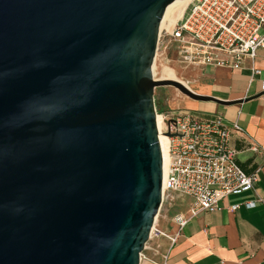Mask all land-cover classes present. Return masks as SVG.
Here are the masks:
<instances>
[{
	"label": "water",
	"instance_id": "1",
	"mask_svg": "<svg viewBox=\"0 0 264 264\" xmlns=\"http://www.w3.org/2000/svg\"><path fill=\"white\" fill-rule=\"evenodd\" d=\"M179 1L0 0V264H139L162 201L154 89L224 102L156 57Z\"/></svg>",
	"mask_w": 264,
	"mask_h": 264
},
{
	"label": "built area",
	"instance_id": "2",
	"mask_svg": "<svg viewBox=\"0 0 264 264\" xmlns=\"http://www.w3.org/2000/svg\"><path fill=\"white\" fill-rule=\"evenodd\" d=\"M165 31L167 43L173 41L176 45L179 63L238 69L244 57L254 59L257 50L264 48V0H189L181 16ZM166 47L163 45V50ZM258 72L252 67V74ZM155 112L156 121L158 115L161 121L160 128L157 124L158 137L162 135L167 140L168 162L164 176L162 171V201L149 239L163 236L172 246L192 217L217 209L230 193L253 189L259 180V169L246 173L237 162L238 151L231 144V135L242 131V127L236 121L228 123L221 115L200 119L183 108ZM249 149L259 148L251 144ZM169 193L191 198L187 213L173 215L176 229L172 231L158 227L160 209ZM254 205L255 201L245 203L246 207ZM238 207L234 204L230 209ZM143 251L139 264L145 258ZM167 256L168 252L160 264H167Z\"/></svg>",
	"mask_w": 264,
	"mask_h": 264
},
{
	"label": "crops",
	"instance_id": "3",
	"mask_svg": "<svg viewBox=\"0 0 264 264\" xmlns=\"http://www.w3.org/2000/svg\"><path fill=\"white\" fill-rule=\"evenodd\" d=\"M183 67L187 72L180 74L181 82L189 89L224 102L177 96L176 106L200 119L221 115L228 123L236 121L242 127L231 135V144L238 151L237 162L246 173L259 169V180L253 189L225 196L217 209L192 217L172 246L163 236H151L142 264H160L166 252L167 264H264V48L257 50L254 59L244 57L238 69ZM252 67L259 72L252 74ZM251 144H256L258 151L250 150ZM248 201H255V205L246 207ZM190 203L186 196L177 212L159 214L158 227L175 230L173 215L187 213ZM234 204L239 207L231 210Z\"/></svg>",
	"mask_w": 264,
	"mask_h": 264
},
{
	"label": "rangeland",
	"instance_id": "4",
	"mask_svg": "<svg viewBox=\"0 0 264 264\" xmlns=\"http://www.w3.org/2000/svg\"><path fill=\"white\" fill-rule=\"evenodd\" d=\"M182 5V4H180ZM176 6L168 19L173 21L181 16L182 7L181 6ZM186 7V5H185ZM184 7V9H185ZM183 9V10H184ZM165 20V21H166ZM164 23V22H163ZM169 27L164 25L162 27V36L160 40V46L158 53L156 57L164 64L168 65V67L173 71L174 75L177 77L179 81L184 80L180 74L186 73V69H184L183 64L178 62L177 55L175 52V43L173 41L168 42L167 35L165 34L166 31ZM167 44V47L165 50H163V45ZM154 68H153V75L155 79H164L163 77L165 76V72L161 69H159L156 65V61H154ZM180 78V79H179ZM177 96H186L183 94L181 91H179L177 88H175L172 85H159L154 89V103L156 110L159 112H168L171 111L172 109L179 108L176 106V98ZM169 196H167V200L164 201L162 204V207L160 209V215L162 216L164 213L166 214H174L177 212L182 206L181 203L186 200V196L181 198V194L179 193H169ZM171 197V198H170ZM170 199V200H168ZM159 219V217H158Z\"/></svg>",
	"mask_w": 264,
	"mask_h": 264
},
{
	"label": "bare ground",
	"instance_id": "5",
	"mask_svg": "<svg viewBox=\"0 0 264 264\" xmlns=\"http://www.w3.org/2000/svg\"><path fill=\"white\" fill-rule=\"evenodd\" d=\"M188 1L189 0H180L178 6L180 4H182L180 6L184 9V7H185V5L187 4ZM183 9H182V11H183ZM177 19H175L173 21H170V20H166V18H162L161 24H160V29H162V27L164 25L168 26L169 27L168 29H170ZM165 66L170 70V72L173 75V77L175 78V80H178L177 77L174 75L173 71L168 67V65H165ZM154 67L155 66L153 64V68ZM165 76L167 77V79H170L169 75L165 74ZM157 124H158V127L160 128L161 127V121H160L159 115L157 116ZM159 141H160L161 152H162V159H163L162 171H163V176H164L165 175V171H166L167 162H168V158H167V140L162 135H159Z\"/></svg>",
	"mask_w": 264,
	"mask_h": 264
},
{
	"label": "flooded vegetation",
	"instance_id": "6",
	"mask_svg": "<svg viewBox=\"0 0 264 264\" xmlns=\"http://www.w3.org/2000/svg\"><path fill=\"white\" fill-rule=\"evenodd\" d=\"M163 78H164V79H167V77H166V76H164Z\"/></svg>",
	"mask_w": 264,
	"mask_h": 264
}]
</instances>
